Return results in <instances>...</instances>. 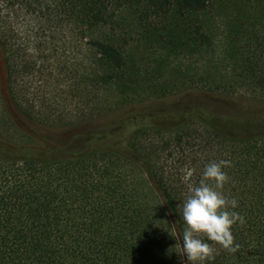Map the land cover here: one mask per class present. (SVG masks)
I'll return each mask as SVG.
<instances>
[{
	"label": "trees",
	"instance_id": "1",
	"mask_svg": "<svg viewBox=\"0 0 264 264\" xmlns=\"http://www.w3.org/2000/svg\"><path fill=\"white\" fill-rule=\"evenodd\" d=\"M56 28L79 54L51 99ZM220 160L246 223L202 264H264V0H0V264H188L183 203Z\"/></svg>",
	"mask_w": 264,
	"mask_h": 264
},
{
	"label": "clouds",
	"instance_id": "2",
	"mask_svg": "<svg viewBox=\"0 0 264 264\" xmlns=\"http://www.w3.org/2000/svg\"><path fill=\"white\" fill-rule=\"evenodd\" d=\"M229 163L220 160L207 164L199 185L191 189V194L183 203L185 228L182 233L179 232L182 246L179 239L176 245L178 244L180 253L186 257L188 264H202L215 259L214 248L201 239V235L208 241L219 244L229 253H235L240 248V245L234 242L231 229L237 223L244 225L246 220L234 211L238 201L235 198L229 199L221 191L229 180L227 173L223 171ZM209 181L214 183L210 184ZM172 227L175 230V226Z\"/></svg>",
	"mask_w": 264,
	"mask_h": 264
},
{
	"label": "rangeland",
	"instance_id": "3",
	"mask_svg": "<svg viewBox=\"0 0 264 264\" xmlns=\"http://www.w3.org/2000/svg\"><path fill=\"white\" fill-rule=\"evenodd\" d=\"M216 9H218L220 2L222 0H213ZM230 9V7H229ZM229 11V10H228ZM235 11V9L230 10ZM46 26H50L49 24H46ZM68 30H63L62 28H56L53 36L52 43L49 45H43L40 46V48H33V55L37 58V61L39 64L48 65L50 66V69L47 71L45 75L46 79V91L49 95V97L52 99L54 96L58 94V91L67 86L69 83H73L74 81V73L76 70L75 66H70L66 69L65 63L68 64H77V57H78V47L75 45V38L74 34L72 32V29L69 28ZM65 34L68 36V38H65ZM33 37V34H31ZM47 35V33H46ZM50 36V35H47ZM35 39V38H33ZM30 43H36V42H30ZM31 47H34L32 45ZM47 57V59H45ZM190 59V60H189ZM199 60V59H198ZM202 60V59H201ZM199 60L198 66L201 62ZM196 61L195 57L191 58H184L181 60V63L190 66L192 63ZM196 65V64H195ZM194 66V65H192ZM63 67L64 72L61 71V68ZM65 68V69H64ZM65 75V76H64ZM37 76H33V82L34 85L37 84ZM201 98L199 100L196 99H188L187 101L189 103H200L204 104L205 106L212 108L213 110H220V111H226L227 108L230 106V103L236 96H239L237 93L235 96L231 98H225V97H218V96H202L199 95L198 97ZM64 99L68 98V96H62ZM77 98L70 97V107H74L77 103Z\"/></svg>",
	"mask_w": 264,
	"mask_h": 264
}]
</instances>
